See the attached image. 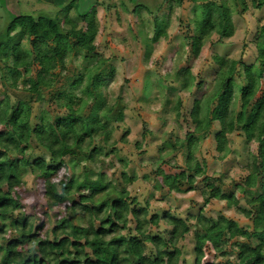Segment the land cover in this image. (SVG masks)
<instances>
[{"label":"trees","instance_id":"1","mask_svg":"<svg viewBox=\"0 0 264 264\" xmlns=\"http://www.w3.org/2000/svg\"><path fill=\"white\" fill-rule=\"evenodd\" d=\"M78 1L61 5L63 10L57 15L17 16L5 32L0 31V86L4 90L0 99V264L188 263L180 244L191 233L202 242L195 250L194 264H264V23L258 28L253 64L244 62L247 46L240 60L217 54L206 60L205 68L216 66V72L212 90L196 99L189 113L194 129L185 138L172 131L175 142L164 141L158 159L140 165L141 177L130 175L129 163L121 160L112 180L98 168L105 158L119 153V142L128 144L129 136L128 131L119 141L113 140L127 104L121 96L110 99L106 92L115 67L95 45L100 29L97 7L109 11L112 6L110 0L85 1L83 11L72 18L69 10L79 9ZM255 1L262 9L264 0ZM188 2L193 4V16L179 19L189 31L182 38L186 49L178 54V63L183 59L185 64L172 75V83L181 92L205 88L203 82L198 83L202 73H192V63L207 43L215 47L234 37V15L244 16L249 10L247 0H164L171 13ZM141 10L153 14L139 2L131 12L140 16ZM139 22L137 36L148 52L169 35V16L163 19L165 29H154L152 37L143 18ZM77 55L84 64L65 84L62 74L69 59ZM236 79L244 83L242 90ZM150 89L147 81V94ZM38 103L45 104L39 117L34 116ZM162 106L165 118L175 113L179 121L187 112L180 97L172 106L165 96ZM151 134L144 121L143 137ZM210 136L221 161L232 153V143L244 144L248 150L250 144H257L256 152L248 151V174L241 185L210 176L206 160L197 157ZM135 147L140 150L142 143ZM64 170L68 177H62ZM152 178L159 183L152 184L142 206L127 186ZM238 188L243 189L240 195ZM160 189L166 195L199 192L204 205L197 215L186 218L171 211L151 215L150 202ZM23 190L40 192L42 213L25 212ZM214 201L225 202L226 208L235 209L251 226L241 227L222 214L213 216L206 206ZM233 239L234 260L223 246ZM218 254L222 261L216 263Z\"/></svg>","mask_w":264,"mask_h":264},{"label":"rangeland","instance_id":"2","mask_svg":"<svg viewBox=\"0 0 264 264\" xmlns=\"http://www.w3.org/2000/svg\"><path fill=\"white\" fill-rule=\"evenodd\" d=\"M85 1L90 0H79V9L77 6L69 10L70 17H76L78 12L83 11L84 4L82 3ZM228 1L230 3L232 0ZM71 2L72 0H68L62 6H68ZM138 2L147 5L153 14L146 10H141L140 16L131 12L134 10V4ZM247 2L249 4L247 13L244 16L234 15L235 36L225 39V44L215 47L207 43L202 49L200 57L192 63V73L195 76L202 73V78H199L198 83L203 82L205 88L200 90L195 87L191 92L178 90V86L172 83V75L185 64L183 59L178 63V54L186 49L182 45V38L189 31L185 25L181 24L179 19L187 20L189 16H193V4L188 2L185 7L177 8L173 13L170 12L171 7L165 4L164 0H110L109 3L112 8L109 11L104 7H97V20L100 23V29L95 45L98 53L105 58L112 59V65L115 67L114 79L107 86L106 92L110 95V99L121 96L127 104L124 121L120 124L121 129L114 133L113 140L119 141L129 131L128 144L124 145L119 142L117 145L119 153L105 158L104 163L100 164L99 170L112 179V174L120 167L121 160H123L129 163L128 173L130 175L135 174L141 177L143 171L140 165L145 166L149 161H156L159 157V148L164 141L175 142V137L171 134L172 131L180 138H185L186 133L194 129L189 113L193 108L194 101L212 90L216 72V66L205 68L208 58L217 54L240 60L244 47L247 46L248 53L244 58V62L248 65L255 62L258 28L259 25L264 23V6L259 9L257 7L258 2L255 0H247ZM61 4L62 2L56 5L43 0H21L18 11H7L4 3L0 2V31L1 33L5 32L8 25L17 16H38L41 13L57 15L60 10H63ZM127 6H129V10H126ZM63 16L64 14L60 17L63 18ZM168 16L170 17L168 37L162 36L154 44L151 52H148L144 40L139 39L137 36L140 17L145 21L146 30L149 31V35L152 37L154 29L158 31L165 29L166 25L163 23V19ZM20 41L28 48L26 38H22ZM78 55L76 58L69 59L67 70L62 74V82L65 84L69 83L70 78L78 73L84 64L77 60ZM147 81L151 83L148 94L145 91ZM236 81L240 87L239 90H242L245 86L244 83L239 79H236ZM3 93L4 90L0 86V99L3 98ZM240 94L241 91H239L238 97H240ZM165 96L170 97L172 106L175 105L179 97L183 99L187 112L179 121L176 120L175 113H169L165 118L162 106ZM44 106L43 103L36 104L34 106V116L39 117ZM34 121L38 122L35 118ZM144 121H147L148 129L152 132L146 138L143 137ZM165 133H167L166 136ZM138 142L142 143L140 150L135 147ZM232 144V153L229 157L225 161L218 160L219 153L216 150L215 139L210 136L202 142L197 157L200 160L203 158L206 160L205 166L210 176H223L226 183H232L235 186L236 183L241 185L242 177L248 174L245 167L248 151L256 152L257 144H250L249 150L245 149L244 144L241 147ZM62 177H68V171L64 170ZM154 183L158 184L159 182L153 180V178L152 181L140 179L135 184L128 185L127 189L132 196L138 197L140 204L144 206V201L149 196ZM36 188L39 189V185ZM240 190L243 189H237L238 195H240ZM22 193L26 200L25 212L27 214L42 213L41 204L44 202H42L40 192L23 190ZM165 193V190L160 189L157 191L156 198L151 200V215L157 213L162 216L166 211H171L186 218L188 215H197L204 205V199L199 192L183 195H166ZM34 206H36L35 209ZM242 206L249 207L245 202H242ZM206 210L215 217L221 214L225 215L229 219L238 222L241 227L251 226L250 221L235 209L226 208L225 202L214 201L206 206ZM43 216L47 218L45 215ZM165 229V226H161V230ZM239 241L245 242L242 237H239ZM234 243L235 240L233 239L223 244L227 257L233 260L237 257ZM180 246L183 249V257L188 260V263L181 260L180 264H194L195 250L202 246V242L198 240L195 234L191 233L181 242ZM221 261L222 256L218 254L214 262L219 263Z\"/></svg>","mask_w":264,"mask_h":264},{"label":"crops","instance_id":"3","mask_svg":"<svg viewBox=\"0 0 264 264\" xmlns=\"http://www.w3.org/2000/svg\"><path fill=\"white\" fill-rule=\"evenodd\" d=\"M46 1L47 3H55L57 5V3H61V5L65 4L66 2H68V0H43ZM0 2L4 3L5 8L7 11H18V8L20 6L21 0H0Z\"/></svg>","mask_w":264,"mask_h":264}]
</instances>
